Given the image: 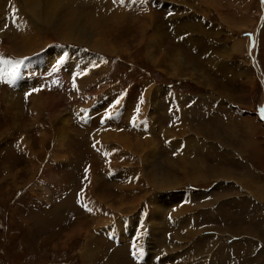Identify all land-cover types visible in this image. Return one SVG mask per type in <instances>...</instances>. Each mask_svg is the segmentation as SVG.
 I'll return each mask as SVG.
<instances>
[{
	"label": "rangeland",
	"instance_id": "374dc122",
	"mask_svg": "<svg viewBox=\"0 0 264 264\" xmlns=\"http://www.w3.org/2000/svg\"><path fill=\"white\" fill-rule=\"evenodd\" d=\"M3 1L0 264H264V0Z\"/></svg>",
	"mask_w": 264,
	"mask_h": 264
},
{
	"label": "bare ground",
	"instance_id": "6f19581e",
	"mask_svg": "<svg viewBox=\"0 0 264 264\" xmlns=\"http://www.w3.org/2000/svg\"><path fill=\"white\" fill-rule=\"evenodd\" d=\"M27 1V3H29V2H31L32 0H26ZM38 1H40V0H38ZM57 1V0H56ZM58 1H61V0H58ZM57 1V2H58ZM16 2V4L18 5V3H17V1H15ZM43 2V1H42ZM137 1H135V3H136ZM6 3H7V1H3V0H0V10L2 11V9H5V5H6ZM59 3V2H58ZM75 3H77V2H75V0H70V2H69V6H74V5H76L77 7L76 8H72V9H70V12H68V9L67 8H64L65 10L63 11V8H62V11L60 10L59 11V9L60 8H58V5H56V4H50V6L47 4V8L46 9H42V11H39V7H37V4H36V6L35 7H33L32 5L31 6H29L28 5V8H29V11L32 13V14H34L35 16H37L38 18L40 17V15L38 14V13H53L54 15H55V19H56V21H55V25L60 29V30H62V28L63 27H65V26H67L68 25V27H72V28H74V27H77V24H78V18H79V16H80V13H82V9H83V7H85V6H87L88 4H75ZM106 3V2H105ZM14 4V3H13ZM12 4V5H13ZM25 5V4H24ZM39 5V4H38ZM60 5V4H59ZM7 6V5H6ZM13 7H14V5H13ZM42 7H44L43 5H42ZM26 8H27V5H26ZM129 8V5H127V7H125L124 8V10L123 11H125V10H127ZM17 11L16 12H19L20 11V8H18V9H16ZM41 10V9H40ZM15 11V10H14ZM59 12H61L62 13V15H59L60 13ZM66 12V13H65ZM6 13V12H5ZM57 13H59V14H57ZM118 13V12H117ZM44 16V15H43ZM83 17V16H82ZM82 21H80V23H79V25L80 26H84V27H86L87 29H89L90 30V34H93V31H96V30H98V23H96V21H94V20H92V19H90V18H88V19H84V18H80ZM122 19V18H121ZM54 20V19H53ZM53 20H52V18H49L48 20H47V18H46V23L47 24H50L51 26H52V22H53ZM43 21V20H42ZM44 22V21H43ZM54 25V24H53ZM59 29H57L56 31H58L59 33H61V31L59 30ZM55 30V29H54ZM76 30V29H75ZM77 30H78V28H77ZM79 31H81V30H79ZM83 31V30H82ZM85 32V31H84ZM89 33V32H88ZM82 35V34H81ZM86 35V34H85ZM90 36V35H89ZM63 38H66V39H68V35H63ZM71 38V37H70ZM88 38V37H87ZM87 40V39H86ZM96 40V39H95ZM99 40V39H98ZM101 40H102V38H101ZM8 41H10L11 42V47H13L14 49H17V45H19V43L18 42H16V40H15V38H10L9 37V39H8ZM14 41V42H13ZM91 41V40H90ZM89 41V42H90ZM106 41V40H105ZM79 43H80V41H78ZM254 43H255V41H254ZM29 44L30 43H25V44H23L20 48L22 49L23 47L25 48V46L27 45V46H29ZM103 44V43H102ZM31 45V44H30ZM32 46V47H31ZM30 47L31 48H33V46H36L35 44H32ZM94 46H96V45H94ZM104 46V45H103ZM98 49V48H97ZM105 49V48H104ZM29 49H26V50H24L23 51V53L24 52H26V51H28ZM107 50V49H106ZM19 51V50H18ZM32 51H31V49H30V52H28V53H31ZM253 52H254V50H253ZM28 53H26V54H28ZM32 54V53H31ZM24 55H25V53H24ZM29 55V54H28ZM175 63H177V62H179V60L175 57V56H173V59H172ZM180 63V62H179ZM35 102H37V101H35ZM40 104H41V101H40ZM249 122V121H248ZM118 137V136H117ZM112 138V141L113 142H115V143H120L121 144V146L122 147H125V146H128V145H130L131 144V142H130V139L129 138H127L126 136H124L123 138H121V139H117L116 138V140L115 139H113V137H111ZM139 145V144H138ZM120 146V147H121ZM131 146V145H130ZM127 148V147H126ZM130 147H128V149H129ZM139 148H141V146H139ZM127 149V150H128ZM123 150H125V149H123ZM126 150V151H127ZM229 153V152H228ZM203 159V158H202ZM226 173V172H225ZM165 179V178H164ZM167 179V178H166ZM169 181V180H168ZM170 182V181H169ZM165 183V182H164ZM166 184V183H165ZM213 217L214 216H207V219H205V222H202V221H204V220H202V219H200L199 221L201 222V224H198V225H204V224H206L207 222H211V219H213ZM190 218V217H189ZM191 218H192V216H191ZM184 222H186V220L184 221ZM195 222H196V220H195ZM193 223V222H192ZM184 224V223H183ZM187 224V223H186ZM181 225V224H180ZM209 246L212 248V249H215L216 248V244L215 243H213V242H211V243H209ZM219 250H220V245H219ZM264 253V252H263ZM262 254V253H261Z\"/></svg>",
	"mask_w": 264,
	"mask_h": 264
},
{
	"label": "snow or ice",
	"instance_id": "6c2138e0",
	"mask_svg": "<svg viewBox=\"0 0 264 264\" xmlns=\"http://www.w3.org/2000/svg\"><path fill=\"white\" fill-rule=\"evenodd\" d=\"M0 64L5 65V68H0V82L3 83H11L18 71H19V62H10L5 60L2 56H0ZM10 65V67H8ZM264 118V117H262Z\"/></svg>",
	"mask_w": 264,
	"mask_h": 264
},
{
	"label": "crops",
	"instance_id": "0c3cea01",
	"mask_svg": "<svg viewBox=\"0 0 264 264\" xmlns=\"http://www.w3.org/2000/svg\"><path fill=\"white\" fill-rule=\"evenodd\" d=\"M233 154H234L236 157H238V155H239V153H238L236 150H233ZM212 212L216 213L214 210H212ZM212 212H211V213H212ZM251 222H252V220H251L250 222L248 221V223H251ZM247 227H248V226H247ZM259 245L261 246V245H263V244L260 242ZM177 260H179V259H177ZM180 261H181V260H180ZM180 264H181V263H180Z\"/></svg>",
	"mask_w": 264,
	"mask_h": 264
}]
</instances>
